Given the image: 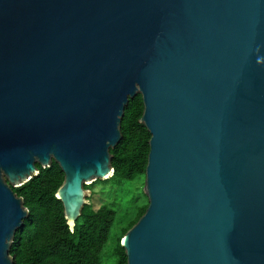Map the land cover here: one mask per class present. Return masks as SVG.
<instances>
[{"label":"water","instance_id":"95a60500","mask_svg":"<svg viewBox=\"0 0 264 264\" xmlns=\"http://www.w3.org/2000/svg\"><path fill=\"white\" fill-rule=\"evenodd\" d=\"M151 139L127 264H264V0H0V264L56 162L73 231L131 99Z\"/></svg>","mask_w":264,"mask_h":264},{"label":"trees","instance_id":"16d2710c","mask_svg":"<svg viewBox=\"0 0 264 264\" xmlns=\"http://www.w3.org/2000/svg\"><path fill=\"white\" fill-rule=\"evenodd\" d=\"M143 112L144 103L139 94L130 100L125 109L121 142L110 151L115 170L113 177L105 181L99 180L85 189L91 188L94 193L100 182L107 184L110 181H133L138 177H145L151 134L140 122ZM37 166L39 175L14 189L29 211V216L24 221L25 226L16 232L10 250L14 264H104V251L118 219L117 204L114 208H97L93 202L85 205L72 231L65 218L64 206L56 197L58 189L64 183L63 171L56 162L47 169ZM145 198L146 202L143 204L139 203L140 198L135 199L128 209V223L121 229L113 249V264L128 263L121 241L145 214L149 205L146 196Z\"/></svg>","mask_w":264,"mask_h":264},{"label":"rangeland","instance_id":"374dc122","mask_svg":"<svg viewBox=\"0 0 264 264\" xmlns=\"http://www.w3.org/2000/svg\"><path fill=\"white\" fill-rule=\"evenodd\" d=\"M144 182L145 177H138L133 181H110L107 184L100 182L96 185L95 195L91 188L86 191V195L89 196L87 199L88 204L93 202L97 208L101 206L114 208L117 204L116 207L118 208V219L113 229L111 240L104 251V264H113L115 262V257L112 254L113 249L121 229L128 223V209L131 203L139 198V203L143 204V202H146ZM92 196H94L93 199L91 198Z\"/></svg>","mask_w":264,"mask_h":264}]
</instances>
